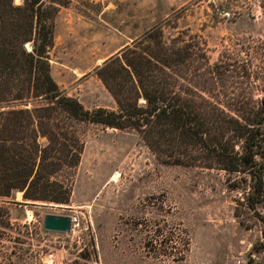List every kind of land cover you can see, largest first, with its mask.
<instances>
[{"label":"rangeland","instance_id":"rangeland-1","mask_svg":"<svg viewBox=\"0 0 264 264\" xmlns=\"http://www.w3.org/2000/svg\"><path fill=\"white\" fill-rule=\"evenodd\" d=\"M154 28L166 46L201 43L213 64L264 39V0H69L54 21L51 76L85 109L115 110L97 70L152 46ZM75 130L84 147L69 204L0 198V264H264V204L253 212L228 187L234 176L163 164L130 130ZM46 215L77 223L47 233Z\"/></svg>","mask_w":264,"mask_h":264},{"label":"trees","instance_id":"trees-1","mask_svg":"<svg viewBox=\"0 0 264 264\" xmlns=\"http://www.w3.org/2000/svg\"><path fill=\"white\" fill-rule=\"evenodd\" d=\"M68 3L0 0V198L22 192L27 202L69 204L82 123L135 132L163 164L234 176L228 187L245 192L256 213L264 204V39L237 43L211 64L201 43L166 46L154 28L152 46L125 48L97 70L116 109L87 110L51 76L54 21ZM262 238L264 249V229Z\"/></svg>","mask_w":264,"mask_h":264},{"label":"water","instance_id":"water-1","mask_svg":"<svg viewBox=\"0 0 264 264\" xmlns=\"http://www.w3.org/2000/svg\"><path fill=\"white\" fill-rule=\"evenodd\" d=\"M26 205L28 202H24ZM76 220L69 216L46 215L43 220V230L47 233L69 234Z\"/></svg>","mask_w":264,"mask_h":264},{"label":"bare ground","instance_id":"bare-ground-1","mask_svg":"<svg viewBox=\"0 0 264 264\" xmlns=\"http://www.w3.org/2000/svg\"><path fill=\"white\" fill-rule=\"evenodd\" d=\"M113 181H114V179H113ZM27 219H31V213L30 212H28V214H27ZM76 222H77V220H76Z\"/></svg>","mask_w":264,"mask_h":264},{"label":"crops","instance_id":"crops-1","mask_svg":"<svg viewBox=\"0 0 264 264\" xmlns=\"http://www.w3.org/2000/svg\"><path fill=\"white\" fill-rule=\"evenodd\" d=\"M19 194H20V195H19ZM18 195H19V196H23V193H22V192H21V193L19 192ZM23 207H25V206H23Z\"/></svg>","mask_w":264,"mask_h":264},{"label":"built area","instance_id":"built-area-1","mask_svg":"<svg viewBox=\"0 0 264 264\" xmlns=\"http://www.w3.org/2000/svg\"><path fill=\"white\" fill-rule=\"evenodd\" d=\"M73 220H77V219L73 218ZM76 223H77V222H76ZM76 223H75V224H76Z\"/></svg>","mask_w":264,"mask_h":264}]
</instances>
